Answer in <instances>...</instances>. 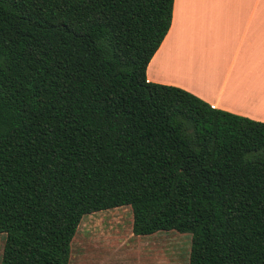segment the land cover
Segmentation results:
<instances>
[{
	"label": "trees",
	"instance_id": "16d2710c",
	"mask_svg": "<svg viewBox=\"0 0 264 264\" xmlns=\"http://www.w3.org/2000/svg\"><path fill=\"white\" fill-rule=\"evenodd\" d=\"M173 0H0V264H68L85 214L264 264V122L146 80Z\"/></svg>",
	"mask_w": 264,
	"mask_h": 264
},
{
	"label": "crops",
	"instance_id": "0c3cea01",
	"mask_svg": "<svg viewBox=\"0 0 264 264\" xmlns=\"http://www.w3.org/2000/svg\"><path fill=\"white\" fill-rule=\"evenodd\" d=\"M145 77L264 122V0H173Z\"/></svg>",
	"mask_w": 264,
	"mask_h": 264
},
{
	"label": "rangeland",
	"instance_id": "374dc122",
	"mask_svg": "<svg viewBox=\"0 0 264 264\" xmlns=\"http://www.w3.org/2000/svg\"><path fill=\"white\" fill-rule=\"evenodd\" d=\"M131 219L128 205L83 215L70 241L68 264H187L189 234L133 235ZM4 237L0 233V256Z\"/></svg>",
	"mask_w": 264,
	"mask_h": 264
}]
</instances>
